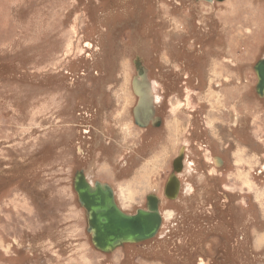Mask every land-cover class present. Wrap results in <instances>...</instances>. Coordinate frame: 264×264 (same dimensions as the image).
Returning a JSON list of instances; mask_svg holds the SVG:
<instances>
[{"label": "rangeland", "instance_id": "obj_1", "mask_svg": "<svg viewBox=\"0 0 264 264\" xmlns=\"http://www.w3.org/2000/svg\"><path fill=\"white\" fill-rule=\"evenodd\" d=\"M260 59L264 0H0V264H264ZM77 170L127 213L156 195L157 233L96 249Z\"/></svg>", "mask_w": 264, "mask_h": 264}, {"label": "water", "instance_id": "obj_2", "mask_svg": "<svg viewBox=\"0 0 264 264\" xmlns=\"http://www.w3.org/2000/svg\"><path fill=\"white\" fill-rule=\"evenodd\" d=\"M207 2L221 0H205ZM134 61L136 74L132 79V89L138 101L133 110L134 121L139 126H145L149 120L159 124L154 117V106L150 101L142 100L137 90L143 89L147 81V69L141 59ZM257 75L256 90L264 94V59L255 65ZM139 77L142 81L137 84ZM141 87V88H140ZM182 167V154L174 160V170L179 172ZM180 182L175 173H171L164 185L163 194L166 198L174 199L179 192ZM73 189L77 194L80 205L85 209L87 232L90 234L93 246L102 251L110 252L125 243H137L152 238L161 223L159 213V198L154 194L146 196L145 208H137L135 213H127L117 205L114 192L108 183L89 182L83 170H77L73 176Z\"/></svg>", "mask_w": 264, "mask_h": 264}, {"label": "bare ground", "instance_id": "obj_3", "mask_svg": "<svg viewBox=\"0 0 264 264\" xmlns=\"http://www.w3.org/2000/svg\"><path fill=\"white\" fill-rule=\"evenodd\" d=\"M174 32V31H173ZM216 70V69H215ZM214 70V71H215ZM136 82H137V84H139V82H141L142 80L141 79H139V77H137V79L135 80ZM141 88V87H140ZM138 92H141L140 93V97H141V99L142 100H146V101H150V103L154 106V109H155V100H156V97H155V94L153 93V88H151L150 87V80H149V78H148V76H147V81H145L144 82V85H143V89H141V90H137ZM138 99V98H137ZM182 151V150H181ZM216 161V163L217 162H221L220 160H218V159H216L215 160ZM141 174H142V172H141ZM73 176H74V174H73ZM87 177V176H86ZM88 179V178H87ZM89 180V179H88ZM89 182H90V180H89ZM93 183V182H92ZM72 186H73V180H72ZM164 190V189H163ZM76 193V192H75ZM76 196H77V194H76ZM77 200H78V198H77ZM78 203H79V201H78ZM79 205H80V203H79ZM81 206V205H80ZM82 207V206H81ZM83 208V207H82ZM159 208V207H158ZM84 209V208H83ZM84 211H85V209H84ZM85 218H86V214H85ZM86 228H87V224H86ZM89 236H90V234H89ZM91 239V238H90Z\"/></svg>", "mask_w": 264, "mask_h": 264}, {"label": "flooded vegetation", "instance_id": "obj_4", "mask_svg": "<svg viewBox=\"0 0 264 264\" xmlns=\"http://www.w3.org/2000/svg\"><path fill=\"white\" fill-rule=\"evenodd\" d=\"M94 182V181H93ZM145 202H146V200H145ZM142 208H145V206H143ZM137 209V208H136ZM135 209V210H136ZM159 209V208H158ZM135 210H134V212L133 213H135ZM159 213H160V215H161V223H162V214H161V211H160V209H159Z\"/></svg>", "mask_w": 264, "mask_h": 264}]
</instances>
